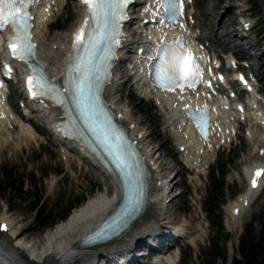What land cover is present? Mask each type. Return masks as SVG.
<instances>
[{
  "label": "rangeland",
  "instance_id": "obj_1",
  "mask_svg": "<svg viewBox=\"0 0 264 264\" xmlns=\"http://www.w3.org/2000/svg\"><path fill=\"white\" fill-rule=\"evenodd\" d=\"M63 1L67 2V5L58 17L56 24L59 29H52L47 38L42 39L44 54L49 52L53 40L67 39L68 33L78 22L79 14L75 11L79 8L76 0ZM197 2L205 8L203 14L206 15V33L214 34L215 40L218 41L216 42L217 47L235 45L238 40H244L247 44L253 45L249 51L255 52L254 56L256 55L254 67L260 66L258 73L264 78V52L263 50L260 52L258 48L259 46L264 48V34H262L264 33V15L251 37L244 35L240 38L236 36L233 29L240 24L238 13L243 11L239 5L243 1L197 0ZM243 3L246 7L253 6L264 14V0H248ZM242 48L237 46L238 50ZM248 56H251V53ZM129 89L130 85L124 89V94L127 93L124 95L125 101L139 120L140 126L149 131L150 139L158 149L157 153L163 154L165 161L168 160L171 166H175L176 156L173 153L175 151L173 143L160 134L165 128L163 115L157 117L155 108L150 106L148 101L131 98ZM12 97L15 101L18 100L17 97ZM48 136L44 135L41 137L42 140L30 141L25 145L9 144L6 146L3 143V146H0V180L7 178V174L12 176L10 181L7 180V185L10 187L0 193V216L6 214L11 217L19 229L25 232L24 237L44 238L45 231L52 229L58 220L60 223V217L67 210L81 205L89 196L102 188L100 183L102 178H98L88 164L83 162L82 164L75 152L72 155L67 153L63 155L64 151L60 150V146L55 144L52 138L48 140ZM255 157L259 158L256 155L251 156L250 145L242 139L236 145L233 144L230 148L220 150L218 159L212 164L209 174L200 179L191 180L192 187L187 185V179L183 177L177 179L176 184L182 188L185 187L186 193L181 191L182 193L175 198L171 208V219L186 223L190 230H196V232L200 221L208 224L205 227L207 231L200 240L190 246L183 240L185 243L183 246L186 248L182 249L180 264H189L193 258L195 264H231L228 261L222 262V258L214 250L213 242L217 235L219 219L223 220L225 231L231 233L228 246L234 243L236 245L237 240L248 232V228L252 231V235L256 237L262 235L264 231V189L253 205V210H249L243 218L242 226L232 230L225 224V204L246 187L244 167L251 158L253 160ZM220 167H225L227 170L224 191L221 193V198L224 200L217 212L208 213L204 205L208 202L210 191L218 182L214 178V173L218 177L217 172ZM107 186L112 189L110 184ZM230 246L228 249L231 254L233 246Z\"/></svg>",
  "mask_w": 264,
  "mask_h": 264
},
{
  "label": "snow or ice",
  "instance_id": "obj_2",
  "mask_svg": "<svg viewBox=\"0 0 264 264\" xmlns=\"http://www.w3.org/2000/svg\"><path fill=\"white\" fill-rule=\"evenodd\" d=\"M34 0H0V28L5 27V22L15 28V36L11 42L12 54L21 60H32L35 45L31 37V16L28 13V5ZM130 0H84L88 8V16L82 27L76 34L77 43L76 61L80 68V75L75 78L73 84V99L76 100L85 121L93 127L97 135L110 147L113 156L121 167L127 172L126 148L122 143H114L117 135L111 125L108 116L101 109L99 91L101 80L106 79L107 67L110 63L109 57L113 55L114 47L119 43L121 36V20L125 18V9ZM168 10L169 18L175 19L178 15L176 5L183 4V0H164ZM87 30V38L81 40L82 34ZM83 49L84 57H80ZM159 63L156 65L157 79L165 86L175 84L195 85L202 75L200 61L190 49L183 46V37L175 41H164L162 49L159 50ZM100 61V66H97ZM9 69L11 65L8 66ZM75 68L76 65H73ZM101 69L105 75L101 76ZM73 75V73H69ZM35 81V82H34ZM29 83L36 92H44L50 86L42 68H35ZM63 103V100H61ZM203 109L202 112H206ZM191 112V110H190ZM201 119L198 112L191 113ZM264 169L257 170L259 176ZM137 186V195L140 193L141 180L134 178ZM256 180H253V184ZM4 227H7L5 224Z\"/></svg>",
  "mask_w": 264,
  "mask_h": 264
},
{
  "label": "bare ground",
  "instance_id": "obj_3",
  "mask_svg": "<svg viewBox=\"0 0 264 264\" xmlns=\"http://www.w3.org/2000/svg\"><path fill=\"white\" fill-rule=\"evenodd\" d=\"M50 1L45 0L47 5L51 4L50 11L52 12V14H56L60 9L65 7L63 0H53L52 3H50ZM75 13L77 14L78 11L76 10ZM51 17H52L51 15L48 16L49 22L46 25L44 24V22L40 23L39 25L40 30H42L45 27L49 28L54 24V22L50 21L52 19ZM65 49H66V45L65 43H62V42H60L59 45L53 46L52 51L50 52L51 55L47 56V59L50 62L53 69H57L55 66L57 63L55 62L53 63L52 61H50V57L60 58L61 54L64 53ZM138 81L142 83V77H140ZM121 86H122V83L118 80H116V83H113L111 85L109 91L112 97L117 99V93L120 91ZM139 86L141 87V90H143L144 88L143 83L140 84ZM130 96L131 97L134 96V91L132 87L130 89ZM124 103L125 101H123L122 104H120L122 113L123 115H126V118H130V124L133 125L132 118L135 119V117L132 111L130 110L129 105L124 104ZM166 105L169 109H171L174 106L173 103H166ZM8 115L10 117H8ZM8 115H5L4 118H0V132H2L4 129L9 130L10 128L9 125H14V126L20 125V131H18L19 134H24L29 139L35 138L36 131L29 123L18 121V124H17L16 119L15 120L11 119V114L9 111H8ZM260 116H262V113L260 114ZM157 117H160V115L157 114ZM175 118L176 116L174 114L169 116V119L171 120L172 125L175 128H178L179 125L177 122H175ZM252 120H255V119L252 118ZM135 121L137 122V119H135ZM256 134L261 136V140H264V130L262 133L260 130H256L254 135L257 136ZM28 138H26V140H28ZM4 139H8V137L7 136L5 137L1 134L0 140H4ZM22 139L25 140V138H22ZM188 139H192V136H188ZM3 143L1 144V146H3ZM16 143L20 144V141L19 142L17 141ZM184 143H187V142H184ZM9 144L10 142L8 141L6 143V146H9ZM194 150L199 151L200 146L198 148V145L196 144L195 145L192 144L191 147H189L188 144L186 145V155L189 158V162L188 161L186 162L188 163L189 166L197 167L200 171H205L207 165H202V164L206 162L207 157L211 152L207 151L206 153L202 155H197L198 153H195ZM199 159H201V165L197 164ZM156 160H157L158 170H159L157 171L156 175L160 173H164L165 176L163 177V180H165V178L167 177L166 175L171 170L172 166L170 165L168 160L164 161L165 159L163 158V154L161 153L160 155H158V158ZM159 160H161V162ZM253 167H254L253 163L251 164L249 163L248 165H246V170L248 169L251 171ZM180 172H181V169L178 170V174ZM162 181L160 180V177H157L155 181V188H159L160 185H162L161 183ZM111 191L112 190L108 187L107 190H104V191L102 190L96 195H92L91 197H89L82 205L74 209V211L71 213V215L66 220H63L60 223H58L54 228H52L47 233L46 240H45L46 242L41 247H36V245H31V242H32L31 239L34 237L32 238H29L28 236L24 237L25 232H20L21 230H19V226L16 225V223H14L11 217L6 216V214L3 216H0V222L1 220H6L7 222H9L11 226L10 233L4 234L6 237L5 239H8L10 241H15L14 240L15 238L13 236L18 234L19 238L12 245V247L15 250L21 252L25 256L26 261H28L30 264H82L84 260L91 254L87 249L82 248L79 245L80 240H81V232L83 231L85 227L91 226V224H93L97 220V217L103 214V212H105L106 210H108V208L112 206V204L113 205L115 204V199L113 198V196L109 195ZM161 196L162 195H160L159 197L161 198ZM159 197L154 198L152 202L151 212L149 213V219L157 218V219L162 220L167 214L166 210L163 208V205L166 202L167 196H165L162 201L159 200ZM249 202H251V191L250 189L247 188L244 191V193L243 192L240 193L237 198H235L229 203L228 211L229 213L231 212V216L228 217L227 222L231 228L234 229L242 225L243 218L248 213ZM149 222L151 224L154 223V221L152 220H150ZM136 225L137 227L135 231L137 234H139L140 233L139 231L141 230H144L146 228L148 229V226H145L143 223L139 222ZM133 230L131 232L132 234H133ZM118 243L119 241H117L116 244H114L116 246H113L112 248H110L111 253L110 255H106V256H111L113 252L119 253V251L121 250H123L124 252L130 253L131 250L136 249V248L132 249V247L129 248V246H127L128 244H126L127 247H125L121 244L118 245ZM119 255H121L119 257V260H122L124 256L122 255V253H120ZM169 258H166L165 261L170 262L171 264L173 259L169 260Z\"/></svg>",
  "mask_w": 264,
  "mask_h": 264
},
{
  "label": "trees",
  "instance_id": "obj_4",
  "mask_svg": "<svg viewBox=\"0 0 264 264\" xmlns=\"http://www.w3.org/2000/svg\"><path fill=\"white\" fill-rule=\"evenodd\" d=\"M1 189L5 190V185L1 184ZM215 248L219 254L223 255L225 258L227 257L225 249L220 246L219 243L215 245ZM240 250L243 259L236 258L235 264H262V256L264 252V235L258 240L245 235L242 239Z\"/></svg>",
  "mask_w": 264,
  "mask_h": 264
}]
</instances>
